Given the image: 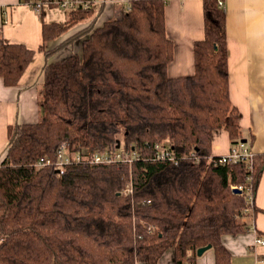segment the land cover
Segmentation results:
<instances>
[{
  "label": "trees",
  "instance_id": "1",
  "mask_svg": "<svg viewBox=\"0 0 264 264\" xmlns=\"http://www.w3.org/2000/svg\"><path fill=\"white\" fill-rule=\"evenodd\" d=\"M218 1L202 0L204 38L193 45L194 73L176 78L167 75L173 43L162 0L114 4L100 25L94 3L67 9L63 23L42 24L41 116L7 127L0 162V264H158L169 249L174 264H196V251L207 245L214 264H231L222 237L247 232L259 212L254 195L264 155L248 166L222 164L211 154L213 131H227L230 148L242 140L227 92L225 12ZM77 41L80 55L48 62ZM34 54L0 40L5 86L18 84ZM117 141L118 149L135 148L138 159L89 162L116 151ZM62 144L80 161L58 170L53 162ZM156 145L176 162L156 160ZM42 158L51 164L36 169ZM235 186L251 187V206L244 190L233 193Z\"/></svg>",
  "mask_w": 264,
  "mask_h": 264
},
{
  "label": "crops",
  "instance_id": "2",
  "mask_svg": "<svg viewBox=\"0 0 264 264\" xmlns=\"http://www.w3.org/2000/svg\"><path fill=\"white\" fill-rule=\"evenodd\" d=\"M128 1L131 0H96V24L110 18L114 4ZM162 1L166 36L173 43L167 75L171 78L190 76L194 73L193 45L204 38L202 0ZM221 1L225 12L229 100L239 112L240 135L245 140L246 150L252 155H264V0ZM65 19L66 11L60 8H43L37 12L22 0H0V40L35 52L15 87L5 86L0 78V162L7 148V127L35 123L41 116L38 92L47 61L38 50L43 43L42 24L63 23ZM76 31L48 43L46 50ZM72 53L81 54V41L65 47L48 62ZM230 147L227 131H213L212 156H226ZM254 206L259 212L247 232L222 237L223 245L231 254V264H256L258 259L264 260V245L255 244L257 235L264 240V169L254 195ZM158 264H174L173 251L167 250ZM196 264H214L213 251L197 257Z\"/></svg>",
  "mask_w": 264,
  "mask_h": 264
},
{
  "label": "built area",
  "instance_id": "3",
  "mask_svg": "<svg viewBox=\"0 0 264 264\" xmlns=\"http://www.w3.org/2000/svg\"><path fill=\"white\" fill-rule=\"evenodd\" d=\"M96 1H81V0H30L25 2L29 6H31L35 11L40 12L43 8H60L63 10L74 9L81 6L83 9H87L91 3H95ZM219 7L223 8L222 1H218ZM54 6V7H52ZM254 155L250 154L244 144H240L236 147L231 148L230 152L221 157L220 163H236V162H247L248 166L251 165V160ZM191 158L194 159L195 162H198V159L195 157L193 153L190 155ZM138 159V154L135 148H132L130 151L117 149L116 151L108 150L102 153H96L94 156L89 157V162L94 164H108L113 162H127L130 164L132 161ZM155 159L156 160H167L169 162H176L173 155L168 151V149L156 145L155 146ZM212 160V158H209ZM80 161L79 155H70L67 151V146L62 144L56 152L54 166L61 170L63 167L68 166L72 163H76ZM51 164V161L47 158H42L38 160L34 167L36 169L43 168L44 166H48ZM250 186H239L232 187V189H239V191H243L246 194L247 202L250 206L253 204V195L251 194ZM131 192V185L126 186L124 189V193L128 194ZM251 212V207H248L244 210L243 213L248 214ZM255 244L264 245V240L260 238L258 235L255 239ZM256 264H264V260L258 259Z\"/></svg>",
  "mask_w": 264,
  "mask_h": 264
},
{
  "label": "water",
  "instance_id": "4",
  "mask_svg": "<svg viewBox=\"0 0 264 264\" xmlns=\"http://www.w3.org/2000/svg\"><path fill=\"white\" fill-rule=\"evenodd\" d=\"M242 143H245V140L242 139L241 140V144ZM116 148L118 149L119 148V141L116 142ZM233 193H240L239 189H233ZM211 249V245H207L205 247H202V248H199L197 251H196V256L197 257H201L206 251L210 250Z\"/></svg>",
  "mask_w": 264,
  "mask_h": 264
},
{
  "label": "rangeland",
  "instance_id": "5",
  "mask_svg": "<svg viewBox=\"0 0 264 264\" xmlns=\"http://www.w3.org/2000/svg\"><path fill=\"white\" fill-rule=\"evenodd\" d=\"M87 24H88V23H87ZM87 24H86V25H87ZM84 25H85V24H84ZM86 25H85V26H86ZM83 27H84V26H80L81 29H82ZM73 31H74V30H73ZM73 31H70L69 33L73 32ZM69 33H67V34H69ZM67 34H66V35H67ZM64 36H65V35H64ZM66 39H67V38H66ZM59 40H60V39H59ZM127 186H128V185H127ZM125 188H126V187H125Z\"/></svg>",
  "mask_w": 264,
  "mask_h": 264
}]
</instances>
